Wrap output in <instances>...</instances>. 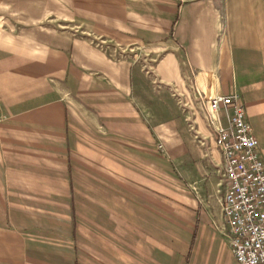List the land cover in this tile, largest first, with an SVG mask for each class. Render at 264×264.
Wrapping results in <instances>:
<instances>
[{
    "label": "crops",
    "instance_id": "crops-1",
    "mask_svg": "<svg viewBox=\"0 0 264 264\" xmlns=\"http://www.w3.org/2000/svg\"><path fill=\"white\" fill-rule=\"evenodd\" d=\"M217 96L264 161L263 0H0V264H238Z\"/></svg>",
    "mask_w": 264,
    "mask_h": 264
},
{
    "label": "built area",
    "instance_id": "built-area-1",
    "mask_svg": "<svg viewBox=\"0 0 264 264\" xmlns=\"http://www.w3.org/2000/svg\"><path fill=\"white\" fill-rule=\"evenodd\" d=\"M203 106L222 157L221 209L231 253L238 264H264V161L258 141L234 96H217ZM220 109L225 126L214 116ZM3 118L0 114V123Z\"/></svg>",
    "mask_w": 264,
    "mask_h": 264
},
{
    "label": "rangeland",
    "instance_id": "rangeland-1",
    "mask_svg": "<svg viewBox=\"0 0 264 264\" xmlns=\"http://www.w3.org/2000/svg\"><path fill=\"white\" fill-rule=\"evenodd\" d=\"M149 77H146V84L144 87L141 88L140 90V99L142 102V105L146 107V109H150L152 113H155L157 117V121L160 122L163 120L162 117V110L164 106L169 109L170 103H169V97L168 94H165L166 92L162 87H159L158 85H154V83L150 82L151 85L154 86V88L149 85ZM153 89L156 90V100L153 99ZM153 102H155L153 104ZM184 107V106H183ZM181 108V105H179L178 101L175 100L172 103V109L174 113ZM188 127L190 131L193 132V119L192 116L189 117V120H187ZM208 178L210 180V184L214 185L215 192L217 196H219V190H221V185H222V167L219 163L212 164L211 167L208 169ZM207 178V179H208ZM212 192V189L210 190ZM222 195V193H221Z\"/></svg>",
    "mask_w": 264,
    "mask_h": 264
}]
</instances>
